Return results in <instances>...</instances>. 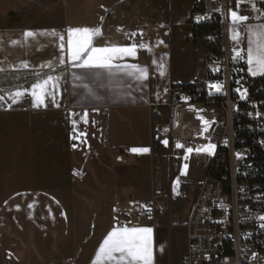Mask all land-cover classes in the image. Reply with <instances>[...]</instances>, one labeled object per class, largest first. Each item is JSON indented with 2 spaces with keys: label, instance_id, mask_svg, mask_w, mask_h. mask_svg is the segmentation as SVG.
Masks as SVG:
<instances>
[{
  "label": "crops",
  "instance_id": "crops-1",
  "mask_svg": "<svg viewBox=\"0 0 264 264\" xmlns=\"http://www.w3.org/2000/svg\"><path fill=\"white\" fill-rule=\"evenodd\" d=\"M198 1L62 0L61 4V0H50L28 7L23 11L25 19L20 17L22 11H11L0 19V67L5 68L0 73V88L15 90L19 85L30 90L37 72L41 77H64L54 102L48 96L44 105L33 107L29 93L16 103L6 95L0 100V264H93L107 234L122 227L152 229L151 264L180 260L187 245L189 211L184 206L187 190L181 178L201 177L206 162L201 160L194 171L190 158L181 162L177 172L169 163L161 164L154 144L158 128L164 124L152 120L150 106H164L172 89L185 84L198 89L207 84L211 54L207 43L213 34L194 29L189 21ZM41 19L46 29L66 33L65 44L69 28L99 27L102 35L94 39L97 47L130 44L129 33H137L147 47L138 48L135 57H126L121 63L147 68L148 79L127 80L126 84L104 81L106 87H97L103 98L85 101L80 82L71 75L80 70L59 66L54 59L59 56L55 38L11 43L13 39L24 40L22 32ZM223 19L222 43L241 44L245 49L247 24L264 23L261 17L233 24L229 10ZM237 32L238 40L234 39ZM38 43L39 50L34 46ZM38 57L43 64L52 61L56 72L38 66ZM21 61H28L30 69L13 72L10 66ZM160 63L164 65L163 76ZM246 71L251 78L264 77L250 75L247 62ZM66 107L89 108V121L66 116ZM102 112L109 116L110 142L130 152L125 160L106 150L85 156L89 144H99ZM140 148L148 151H132ZM72 168L79 169L80 176H72ZM155 182L164 184L168 191L164 209L152 219H141L131 198L148 197Z\"/></svg>",
  "mask_w": 264,
  "mask_h": 264
},
{
  "label": "built area",
  "instance_id": "built-area-1",
  "mask_svg": "<svg viewBox=\"0 0 264 264\" xmlns=\"http://www.w3.org/2000/svg\"><path fill=\"white\" fill-rule=\"evenodd\" d=\"M230 1L199 0L189 21L211 23L219 18L222 22ZM262 2L252 0L260 11ZM255 14L259 15L257 11ZM131 33L134 32L129 33L132 43H140V37L132 38ZM237 49L244 50L241 52L244 59L233 58ZM207 74L205 87L172 89L164 106H150L152 120L168 129L173 170L178 169L179 161L185 157V151L176 148L177 142L195 149L207 145L217 131L215 150L225 154L222 169L214 165L215 151L204 175L199 180L185 182L187 190L195 195L186 220V250L174 264H264V228L261 227L264 221L259 219L264 216V77L250 78L246 71V49L229 42L224 44L219 56L207 62ZM218 82L223 84L220 92L209 87ZM237 88L247 90L245 98H241ZM64 111L78 122L84 121L81 119L84 111L88 113V122L91 113L89 108L66 107ZM199 117L210 122L207 131L203 130ZM99 124V144L97 147L89 144L85 156H97L106 150L125 160L129 150L109 140L107 112L101 113ZM80 173L77 168L70 170L72 176ZM167 194L165 185L156 182L148 197L133 196L131 201L141 219H152L164 209L163 198Z\"/></svg>",
  "mask_w": 264,
  "mask_h": 264
},
{
  "label": "snow or ice",
  "instance_id": "snow-or-ice-1",
  "mask_svg": "<svg viewBox=\"0 0 264 264\" xmlns=\"http://www.w3.org/2000/svg\"><path fill=\"white\" fill-rule=\"evenodd\" d=\"M244 4H251V8L259 13L256 17H250L240 13L239 9ZM229 14L233 24L245 23L250 19H260L264 17V11L256 9L255 3L252 0H236V10L229 9ZM247 48H246V62L248 65V73L252 76L257 74L264 75V23L252 25L247 24ZM24 40H11L13 45L27 42L29 38H34L37 34L32 31H25L23 34ZM40 35H50L59 40V56L54 58L58 60L59 66H67L72 69H79V72L71 73L73 80L79 81L78 85L83 90L82 98L87 101L89 99L100 100L103 97L97 92V87H106L104 81H118L121 84H126L127 80L144 81L148 79V69L141 67L138 64L121 63L126 57H135L138 48H146L144 43H130L121 45L119 43H106L104 46H94V39L102 35V30L96 28H69L67 30V42L65 44L64 35L58 34L53 30L51 33H40ZM143 35L142 33L140 34ZM130 36L135 38L137 33H131ZM240 33L237 32L234 39L238 40ZM239 42V41H238ZM3 40L0 39V44ZM163 43V41H160ZM244 50H234V59H244L241 54ZM156 63V61H153ZM13 72H20L21 70L30 69L28 61H21L19 65H11ZM42 68H48L53 73L56 68L53 67V62L48 61L41 65ZM160 75H164V65H158ZM219 71V69H215ZM5 68L0 67V73H3ZM37 77L36 81L31 84V89L22 88L19 85L14 86L15 90H5L0 88V100L5 98V95L12 101L18 102L25 93H29L33 97V107L44 105L45 98L51 96L53 102L56 95V90L59 87L60 80L64 79L62 75L46 74L41 77L40 73H34ZM237 84L240 81H236ZM129 87L131 85H128ZM211 89L220 92L223 88L222 83H212L209 85ZM240 92L241 98H245L247 90L241 91V88L236 89ZM159 98V97H158ZM187 100V98H184ZM46 106V105H45ZM202 111V110H201ZM73 115H75L73 113ZM88 113L84 111L81 119L87 123L86 117ZM204 125V131L208 130L209 121L199 117ZM73 121V125H75ZM165 132L168 129H164ZM77 139L78 137H73ZM165 146L168 145L167 139L162 140ZM216 145L209 143L208 145L200 146L195 149L188 147L180 142L176 143V148L185 151V159L187 154L194 150L207 151L211 154ZM133 152H147V148L132 149ZM237 158L240 156L237 154ZM187 165H185V168ZM179 182L177 181V184ZM176 190L175 187L173 189ZM31 207V205H29ZM264 221V216L259 217ZM264 228V224L261 225ZM151 228H137V227H122L114 228L104 238L99 248L96 251L93 264H151L152 249H151Z\"/></svg>",
  "mask_w": 264,
  "mask_h": 264
},
{
  "label": "rangeland",
  "instance_id": "rangeland-1",
  "mask_svg": "<svg viewBox=\"0 0 264 264\" xmlns=\"http://www.w3.org/2000/svg\"><path fill=\"white\" fill-rule=\"evenodd\" d=\"M46 2H50V0H0V19H2L5 15H8L11 11H17V13H20L22 11V14H20V17L22 19H25L27 17L25 16L23 11H25L31 5L40 4V3H46ZM61 4H64L62 2V0H61ZM249 7L250 6L244 4V5L241 6L240 9L245 11L248 16L256 17L255 11L253 10L254 11L253 12L252 9L249 8ZM229 8L230 9L236 8V0H231L230 1ZM261 8H262V5H261ZM216 20L219 21V18L216 19ZM44 23L45 22L42 19L41 20H36V21H34V23H32V26L30 25L31 27H29L28 30H26V31H32V32L37 34L34 38H32L33 42L41 41L42 39H44L46 37L55 38L57 40V47L55 48V50L57 49V53L60 54V52H59V40L56 37H52L50 35H40V33H44V32L51 33L53 30H55L56 33L61 34V35H65L66 33H64L60 29H50V28L46 29V25ZM219 23H220V21H219ZM24 32L25 31H23L22 34ZM221 39L223 40L222 37H221ZM34 46H36V47L38 46L37 47L38 50L40 48H42V47H39V46H41V45H39V43L37 45H34ZM34 58L35 57H33V59ZM40 59H41L40 57L37 58L38 61ZM32 63H33V61H32ZM36 63L38 64V66H41L43 64V60L41 59V62H36ZM36 63L34 62V64H36ZM252 79H256V78H252ZM164 111L166 112V110H164ZM162 122H165V118L162 120ZM164 129H165V126H160L158 128V131H157L158 135H157V138H156V141H155V144H154V150L156 152L157 158L160 161V163L163 164V165H167V163H169L170 167L172 169V163L174 162V160L172 158H170V151H169L168 145L165 146V144L162 143V140H164V139L168 140V134H167V132L164 131ZM209 141H210L209 143L216 145L217 131L213 132V134L211 135ZM214 150L215 149L212 150L211 154L213 153ZM112 153L116 154L113 151H112ZM211 154L209 152H207V151H203V152L199 151V152H196V153H192L190 156L187 157V159L183 158V159H181L179 161V167H180V164H181L182 161L186 162L187 160H189L191 158V164L193 166V170L196 171L200 167V161L201 160L202 161L205 160L206 166H207L208 160L211 157ZM172 171H174V170H172ZM204 172H205V168L203 170V173H202L201 177L204 175ZM201 177L193 178V177L190 176V178L187 177V179L186 178H181V184H183L185 186V182H186L185 180L189 179V180L196 181V180H199ZM185 188H186V186H185ZM186 190H187V188H186ZM194 195H195L194 193H190L187 190V192H186V197L187 198H186L185 203H184L185 204L184 206H185V208L187 210L190 209V207L192 205V201L194 200ZM141 198H146V197H141ZM179 248H180V246L177 245V250H179Z\"/></svg>",
  "mask_w": 264,
  "mask_h": 264
},
{
  "label": "trees",
  "instance_id": "trees-1",
  "mask_svg": "<svg viewBox=\"0 0 264 264\" xmlns=\"http://www.w3.org/2000/svg\"><path fill=\"white\" fill-rule=\"evenodd\" d=\"M262 11H264V0L262 3ZM194 26H195L194 29H198L199 31H208L213 34V37L207 43V47L211 52L210 57L220 55L222 51V39H221V25L219 21L216 20L211 23L194 24ZM191 86H192L191 84H185L182 87L191 88ZM224 156H225L224 152L219 150L214 160V165L218 169H222L225 164Z\"/></svg>",
  "mask_w": 264,
  "mask_h": 264
},
{
  "label": "bare ground",
  "instance_id": "bare-ground-1",
  "mask_svg": "<svg viewBox=\"0 0 264 264\" xmlns=\"http://www.w3.org/2000/svg\"><path fill=\"white\" fill-rule=\"evenodd\" d=\"M195 5H196V4H195ZM195 5H194V6H195ZM193 8H194V7H193ZM228 9H229V8H228ZM192 10H193V9H192ZM191 12H192V11H191ZM229 43H230V42H229ZM225 44H226V43H225ZM230 44H233V43H230ZM223 46H224V44L222 43V49H223ZM241 46H242V45H241ZM221 53H222V51H221ZM218 56H219V55H218ZM212 57H215V56H212ZM212 57H210L209 60H210ZM209 60H208V61H209ZM150 114H151V113H150ZM151 117H152V115H151ZM209 140H210V139H209ZM209 142H210V141H209ZM209 142H208V143H209ZM219 150H220V149H216V150L213 151V153L216 151V153H215V157H214V160H215V158H216L217 153H218ZM221 151H222V150H221ZM223 152H224V151H223ZM213 153H212V154H213ZM212 154H211V157H210L209 160H208V164H207V166H206L205 171H206V170L208 169V167H209L210 160L212 159ZM183 158H184V157H183ZM183 158H182V159H183ZM172 170H173V168H172ZM178 170H179V164H178V169H177V170H174V171L177 172ZM204 173H205V172H204ZM185 181H188V180H185ZM185 186H186V184H185ZM167 195H168V194H167Z\"/></svg>",
  "mask_w": 264,
  "mask_h": 264
}]
</instances>
